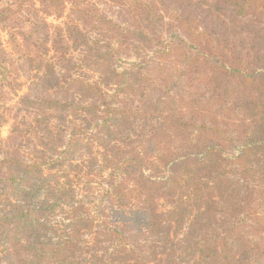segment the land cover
Here are the masks:
<instances>
[{"label":"trees","instance_id":"16d2710c","mask_svg":"<svg viewBox=\"0 0 264 264\" xmlns=\"http://www.w3.org/2000/svg\"><path fill=\"white\" fill-rule=\"evenodd\" d=\"M14 19L16 47L43 36L5 264H264V0H14Z\"/></svg>","mask_w":264,"mask_h":264},{"label":"rangeland","instance_id":"374dc122","mask_svg":"<svg viewBox=\"0 0 264 264\" xmlns=\"http://www.w3.org/2000/svg\"><path fill=\"white\" fill-rule=\"evenodd\" d=\"M68 10L69 7L65 12H69ZM18 19L25 18L20 17ZM67 20L66 16L61 19L55 16L46 17V21L51 27L62 26ZM14 21L18 22L17 19H14V0H0V181H2L0 186L5 183L4 178L10 176L13 170L8 162V160L10 162L14 160V134L11 135L12 129L18 122L19 125H22L23 121L31 122L34 116V113H30L29 110L20 106L19 98L30 92V90L31 96H40L34 91L32 82L37 74L33 69L34 61H32V58H34L35 53L32 44L38 36V38H42L43 33L40 31L32 34L30 40L32 44L28 47H16L14 36L16 35L20 40L21 33H18L19 28L16 24L14 25ZM28 29V27L25 28V30ZM119 66L128 67L129 65L122 62ZM81 72L84 71L81 70ZM88 76H92V73L88 72ZM93 78H97V75H94ZM22 127L27 128V125L23 124ZM29 136L30 133H27L26 137H22L23 150L27 152L30 151L32 145L28 139ZM1 178L3 179L1 180ZM2 189L3 187H0V193L3 194ZM3 204L4 198L0 196V209ZM9 208L11 206L8 204L7 209ZM7 241L10 243V240ZM6 260L7 255L4 254V247L0 240V264H5Z\"/></svg>","mask_w":264,"mask_h":264}]
</instances>
